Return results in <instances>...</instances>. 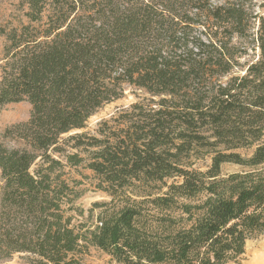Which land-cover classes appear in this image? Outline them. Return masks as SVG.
<instances>
[{
	"label": "trees",
	"instance_id": "obj_1",
	"mask_svg": "<svg viewBox=\"0 0 264 264\" xmlns=\"http://www.w3.org/2000/svg\"><path fill=\"white\" fill-rule=\"evenodd\" d=\"M24 3L27 24L0 27L6 38L0 106L31 105L28 121L5 131L23 147L0 144V261L20 254L21 264H85V245L105 242L124 264H226L242 256L247 241L264 232V15L258 0ZM125 86L150 98L102 122L96 135L63 139L84 130ZM204 156L211 159L208 169H192ZM225 165L242 170L223 174ZM64 166L89 169L111 196L134 179L179 178L156 201L177 206L180 219L162 221L161 241L117 228L91 239L64 216L70 194L59 175ZM181 198L192 204L179 205ZM133 215L124 213L125 225Z\"/></svg>",
	"mask_w": 264,
	"mask_h": 264
},
{
	"label": "rangeland",
	"instance_id": "obj_2",
	"mask_svg": "<svg viewBox=\"0 0 264 264\" xmlns=\"http://www.w3.org/2000/svg\"><path fill=\"white\" fill-rule=\"evenodd\" d=\"M258 4L262 5L258 8L259 13L264 15V0H258ZM26 12L27 7L24 0H0V27L9 31L27 24ZM5 44L6 38L0 35V80ZM253 54L251 53V55ZM146 98H150L146 91L133 86H125L124 95L120 99L100 108L89 118L84 130L72 132L63 136V139L82 132L96 135L102 122L110 121L122 110L128 109L134 103ZM30 114L31 105L28 102L0 106V144H4L8 148L23 147V142L5 137V131L14 124L28 121ZM63 147L69 153L76 152L70 150L65 144ZM251 152L242 151L246 156L250 155ZM49 153L55 159L61 157L53 150H50ZM61 159L63 158L61 157ZM63 163L65 164V161ZM210 164V156H204L203 159L194 160L192 169L206 171ZM39 165L40 161L37 160L32 167V171H35ZM241 170L242 168L239 166L225 165L223 174H231ZM59 175L60 179L65 181L70 189L68 191L70 194L63 205L64 216L71 220L72 227L80 233H86L91 239L94 234L101 235L102 233L103 235V230L114 233V229L117 228L121 233L126 231V234L140 233L144 237L154 235L161 241L167 231V226L163 225V222L169 217L173 220L180 219L181 211L176 208L177 206L164 208L158 205L156 201L169 193L171 185L181 182L179 178L168 179L163 182L134 179L118 195L111 196L98 188L99 179L84 166L76 168L64 166ZM0 183L2 184L1 172ZM176 201L179 205L192 204L190 200L184 198ZM126 212L134 213V218L129 222V225H125L122 221V217ZM23 256L20 254L14 255L9 260L0 261V264H21ZM80 257L85 264H124L115 255L114 249L108 246L107 242L98 246L91 243L85 245L83 254ZM226 264H264V232L251 237L247 241L245 253L227 261Z\"/></svg>",
	"mask_w": 264,
	"mask_h": 264
}]
</instances>
